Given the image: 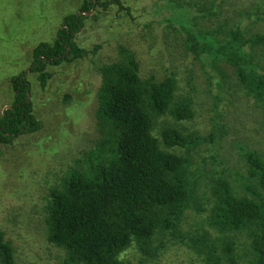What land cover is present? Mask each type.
Here are the masks:
<instances>
[{
  "label": "rangeland",
  "instance_id": "obj_1",
  "mask_svg": "<svg viewBox=\"0 0 264 264\" xmlns=\"http://www.w3.org/2000/svg\"><path fill=\"white\" fill-rule=\"evenodd\" d=\"M211 1L121 0L123 7L112 4L88 13L76 39L89 50L99 46L98 52L49 66L52 77L42 88L36 75L28 72L32 50L40 41L52 42L64 16L78 12L82 0H0V113L12 99L10 77L27 70L35 113L44 124L40 131L2 146L0 156V229L12 242L18 264H72L66 250L48 239L45 207L53 188L73 170L87 167L102 139L96 124L99 66L119 60L122 46L135 54L141 73L175 76L176 95L190 97L193 110L191 118L178 124L184 135L198 139L191 147L171 149L188 154L193 162L197 196L181 227L145 248L134 242L120 257L123 264H205L206 255L196 248L194 238L205 230L213 237L218 234L205 221L216 198L213 186L223 178L236 192L248 194L245 152L255 150L264 157L263 105L245 93L226 59L191 53L180 18L171 19V2L182 4L186 14L194 16L202 15L199 3ZM259 1L217 0V9L221 19L240 24L250 38L264 34V17L248 14ZM255 52L264 71V43Z\"/></svg>",
  "mask_w": 264,
  "mask_h": 264
},
{
  "label": "trees",
  "instance_id": "obj_2",
  "mask_svg": "<svg viewBox=\"0 0 264 264\" xmlns=\"http://www.w3.org/2000/svg\"><path fill=\"white\" fill-rule=\"evenodd\" d=\"M112 4L123 5L121 0H82L78 12L64 16L52 42L34 46L28 72L36 75L42 88L52 77L49 66L98 52L99 46L89 50L79 45L76 35L88 13ZM219 5L217 0L199 3L202 15L189 16L182 4L171 2V19L180 18L191 53L203 59H226L245 93L264 107V71L255 52L264 43V34L246 38L240 24L221 19ZM248 14L264 17V0ZM202 18L210 23L203 24ZM28 72L10 77L12 99L0 113V156L2 146L43 128L30 95ZM99 72L96 124L102 139L87 167L73 170L53 188L45 207L48 239L66 250L72 264H123L120 255L134 242L145 248L155 238L162 241L173 235L197 196L192 159L171 150L191 147L198 139L184 135L178 124L191 118L193 110L190 97L176 95L175 76L141 73L135 54L124 46L119 60L100 65ZM245 154L248 194L236 192L220 178L213 186L216 198L205 220L218 234L213 237L205 230L194 238L196 248L206 255L205 264H264V157L251 149ZM0 264H18L2 229Z\"/></svg>",
  "mask_w": 264,
  "mask_h": 264
}]
</instances>
